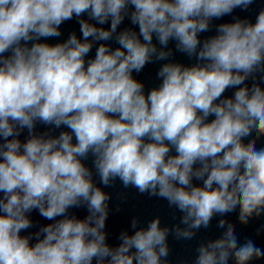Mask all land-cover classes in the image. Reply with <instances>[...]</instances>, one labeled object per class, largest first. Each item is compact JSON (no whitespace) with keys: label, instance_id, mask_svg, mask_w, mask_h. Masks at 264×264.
<instances>
[{"label":"clouds","instance_id":"clouds-1","mask_svg":"<svg viewBox=\"0 0 264 264\" xmlns=\"http://www.w3.org/2000/svg\"><path fill=\"white\" fill-rule=\"evenodd\" d=\"M253 3L0 0V264H169L170 235L190 241L237 210L241 225L264 216V9L213 25ZM74 18L79 36L47 42ZM155 63L146 92L134 73ZM116 181L167 201L179 223L133 217L109 243ZM33 211L50 223L30 232ZM217 227L192 264L264 259L232 223Z\"/></svg>","mask_w":264,"mask_h":264}]
</instances>
